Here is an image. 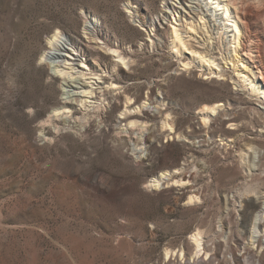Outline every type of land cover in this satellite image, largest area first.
<instances>
[{
	"label": "rangeland",
	"instance_id": "374dc122",
	"mask_svg": "<svg viewBox=\"0 0 264 264\" xmlns=\"http://www.w3.org/2000/svg\"><path fill=\"white\" fill-rule=\"evenodd\" d=\"M196 1L0 0V264H183L181 252L187 258L194 253L192 235L202 232L212 252L214 242L228 241L229 225L241 230L245 243L255 241L252 222L264 219V189L238 200L228 217L227 208L247 174L246 146L263 144L264 101L247 86L240 88L244 99L235 102L234 81L205 79L209 71L200 59L192 69H183L192 57L173 44L177 20L188 46L201 53L212 50L208 58H218V67L228 66L223 58L235 57L234 36L229 37L233 34L226 32L221 16L207 0ZM167 2L181 7L178 13ZM231 9L239 16L248 11L252 24L238 70L248 67L246 74L264 87V70L257 69L264 0H244ZM199 14L210 22L211 40L203 29L190 32L191 18L197 22ZM95 18L126 64H135L131 71L129 65L118 69L115 61L120 60L112 52L101 50L111 57L100 58L92 48L83 58L120 78L122 91L113 92L115 110L103 90L96 98L85 89L64 86L63 79L54 77L56 68L40 61L54 31L85 44V28L94 34ZM229 71L237 74L233 65ZM75 93L90 106H78L77 114L71 109ZM215 103L224 104V121L215 124L213 136L210 125L218 111L214 117L203 111ZM144 108L156 118L141 116ZM123 113L139 115L123 123ZM170 127L182 137L171 139L176 135ZM149 132L151 143L139 145L142 158L136 160L131 149ZM116 138L125 142L122 151L114 146ZM186 140L195 143L194 153ZM258 151L253 150L254 168ZM175 170L179 173L172 180L189 186L147 188L161 173ZM192 195L198 200L188 206ZM219 257L230 264L221 252Z\"/></svg>",
	"mask_w": 264,
	"mask_h": 264
},
{
	"label": "bare ground",
	"instance_id": "6f19581e",
	"mask_svg": "<svg viewBox=\"0 0 264 264\" xmlns=\"http://www.w3.org/2000/svg\"><path fill=\"white\" fill-rule=\"evenodd\" d=\"M186 1L193 3V4H198V3H196L197 2L196 0H182V3L186 2ZM198 1H200V0H198ZM243 2H244V0H207V6L209 4L212 5L210 10L215 11V13L217 15L221 16V19L224 22V26L227 28L226 32L233 34L232 36H229V37L234 36L233 42H231V43L233 46L235 45V47H233V46H231V47L234 48L235 57L233 60L231 58H230V60L228 58H223L222 60H224L223 64H227L229 66V69H230V65L231 66L233 65V67L235 69V73H237V74H235V75L232 74L229 71L228 66L223 67V68H221L220 66L218 67V64H216V61H218V58H215V56L210 57L211 59H214L213 61L211 59H209L208 58L209 56H213L212 50L204 51V53H201L199 51H195L194 49H192V47H189L188 46L189 44L186 42L185 38L183 37V35L181 33V29L179 28L180 25L177 24L178 20L176 21V23H174L172 25L173 44L179 45L181 48H183V50H185V53L187 55L192 57V61L190 63H188V62L183 63V65H182L183 69H192L193 62H195L196 60L198 61L200 59V61L203 64L202 67L205 69L207 68V71H209V73H207L208 76L205 79L212 78V79H216L217 81H226L229 79L233 80L234 83L232 82V84H234L236 87L234 86V89H233L234 92H233L232 99L235 102H238V101L240 102L244 99L243 98L244 96H243L240 88L241 87H242L241 89L244 88V91H245L247 86L250 87L252 92L254 94H256V96L261 101H264V87L257 85V83H255V80L253 81V79H251L250 76H248V74H246L248 67L244 66L245 71H244V69L238 70V69H240L239 64L242 62V60L240 59V54H241V52L245 51L247 48V44H246V41L244 40V36H246L247 33H250L249 31H250V28L252 27V24H251L250 19L247 16L248 11L247 12L245 11L247 15L239 16L238 14H235L234 12H232L231 8H232V6L236 7L238 4H242ZM185 6H187L189 9L193 8V10L197 11V9L192 7L191 5L190 6L185 5ZM167 7H169V8L173 7V9H175V10H173V14L178 13V9L181 8V7H178L177 5H175L174 3H170V2H167ZM240 10H243V9L241 8ZM129 14H132V13L129 12ZM197 16L199 18V20H197V22H196V20L191 18V22L189 24V25H191L190 32L191 33L194 32V31H192L194 28L195 29L200 28L201 30L203 29V31H205V32H203L204 35H206L207 37H210L209 40H211L212 35H209L210 34L209 26L211 27V25H209L210 22L208 20H206L205 16H201V14H199ZM207 16H210V15H207ZM241 23L244 25L241 26ZM93 25H95L94 26L95 27L94 34H92L93 31H92V33L90 32V29L88 27L85 28V35L87 36L86 37L87 41L85 44L77 41L71 35H67V40H65L64 32H62L59 29L54 31L48 39V43L44 48V51L42 53L40 61H41V63L47 65L48 67L53 66L54 68H56V73H55L54 77H56L57 79H60V78L63 79L64 86L76 88V89H85V91L83 92L84 94L93 95V96H96V98H98V96L101 94V93L97 92L98 89L103 90V96L105 97V100H109L110 104H111V109L115 110V109H117V104H112V101L114 99L113 98V92L117 89H121L120 78L119 77H110L111 75H109V76L105 75L104 74L105 72L102 71V69L98 70V69H96V67L89 66V64H87L88 63L87 59L83 60V58L87 57L88 49L92 48L96 52V56H99L100 58L110 56V53L107 54L106 52H102L101 50H104L107 52H112L111 55H113V57H116L118 60H120V61H115L116 62L115 66L118 69H125L124 65H127V66L129 65V69L131 71L135 64L134 63H133L134 65H132L130 63L126 64V58L122 56L123 52L119 51L118 47H116V45H114L108 38L102 36L101 30H100V27H101L100 20H96V18H95V24L93 23ZM142 30H144V28H142ZM102 37L104 40L103 44L99 42V40ZM204 45H206V42H204L203 46ZM262 45H263L262 48H260V51L258 52L259 53L258 58H259V62H260V67H257V69L261 68L264 70V43ZM102 72H104V73H102ZM260 75H262L264 77V72L262 71V73H260ZM87 81H89V82H87ZM118 83H120V84H118ZM91 84L96 88H91L90 87ZM101 84L108 85V87L105 86L103 88H100L99 86ZM244 84H246V85H244ZM120 91H122V89ZM70 97H72V101H73V103H71V106H72L71 109H73V111H75V114H77V112H78V110H77V108H79L78 106H84L85 108L90 107V106H88L89 105L88 102L86 101L84 103V101L80 99L81 96L78 95L77 93H75L74 95H71ZM118 99L119 98L117 97L116 100H118ZM145 104H147L146 106H149L150 103L147 101ZM223 106H224V104H222V103H217V104L215 103L214 106L206 107L203 111V112H207V114H209L208 117H214L215 116L214 114L218 111V113H217L218 116H215L216 118H213L211 120V121H213V123H212V125H210V132L213 134V136H214L215 129H217L215 124L216 123L221 124L224 121V118L220 116L221 115L220 109ZM140 112H142V110ZM143 114L144 115H141L143 117L147 116L150 118L152 116H155V118H156V114H153V111H150L147 108H144ZM138 115H133V113H123V116L122 117L120 116L119 119L121 120L120 122L124 123L125 121L132 120L131 118H133L134 116H138ZM229 115L230 114H228L227 116H229ZM117 120H118V118H117ZM205 120L208 122L207 118ZM230 120H232V119H230ZM105 121H107V120L105 119ZM109 123H111V121ZM130 125L132 127L133 126L138 127L139 123L136 121H131ZM131 126H130V128H131ZM233 126H236V124H233ZM237 126H236V130H238ZM208 129H209V127H208ZM169 130H170V134L176 135L175 137H172L169 134L171 136V139L176 140V139H180L182 137L181 136L179 138L180 133H178L179 134V136H178V134L174 131L173 127H170ZM206 131H207V129H206ZM100 132H102V134H103L104 131L100 130ZM151 134H152V132H149L148 135H146V137L144 139L140 138L135 142V145H134L135 147L133 149H131V151H132L131 156H133L136 160H138V159L140 160L142 158V156H141V158L139 156L141 153L140 152L141 149L138 148L139 145L143 141H146L147 143L150 144L151 143ZM187 140L185 142H187L189 144V148H190L191 152L194 153L195 152V146H192L193 142H190ZM200 142L203 143L202 146H206L204 144L205 141H200ZM124 145H125V142L123 139H117L116 138V140L114 142L115 148L122 151V148L124 147ZM254 149L259 150L258 151L259 152V156H258L259 161H258L255 168L251 165V162L253 159V150ZM243 158H244V162H245L244 164H245L246 169H247V174H246V176H243V178L239 184V187L233 191V195H232L233 198L231 197L232 200L231 201L229 200L230 201L229 208H227V210H228L227 211V213H228L227 217L231 213L233 214L234 209H235L234 207H236V202L238 200L241 202V200L243 198L247 199L248 197H253L254 195L256 196V195L260 194L261 191L264 189V138H263V144L261 143V145H259V146L258 145L257 146L247 145L245 148ZM177 173H179V170H175V172H169V171L163 172L157 178H154L151 181H149L147 188H149V189L151 188L154 190H165V189H170V188H174V187L189 186V184L187 182L179 183V182H174L172 180L171 177ZM197 200L192 195L189 197L188 201L186 202V205L192 206L194 204V202H197ZM198 202H200V201H198ZM252 203L256 205V202H251V203L248 202L247 206L251 205ZM236 209H237V207H236ZM260 212L263 216L262 218H264V207L261 209ZM259 217L260 216L256 217V219L252 222L253 223V231H255V233L257 234V235L255 234L256 236H253V238H255V241L253 243H245L241 230L236 229V228L234 229V227L232 225H229V227H227L229 229V232H230V237H229L228 241L225 242V241L221 240V243L213 241L215 243V247L211 252L210 247L205 245L206 243H204L205 242L203 240L204 237L203 238L201 237L202 232L201 233L198 232V233H196L190 237V240L192 241L191 243L195 246L193 255L191 256V258H187L186 257L187 255L185 253L181 252L182 263L183 264H224L223 263L224 261L222 262V260H220V257H219V253L221 252L225 256L224 257L225 261L229 262L230 264H264V219H260ZM219 234H220V231H219ZM232 242H235V245H232ZM255 247L257 248V250ZM168 254H167V256H168ZM227 254H231L233 258L227 259L226 258Z\"/></svg>",
	"mask_w": 264,
	"mask_h": 264
}]
</instances>
